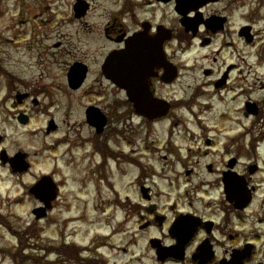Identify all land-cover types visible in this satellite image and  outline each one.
<instances>
[{"label": "flooded vegetation", "instance_id": "flooded-vegetation-1", "mask_svg": "<svg viewBox=\"0 0 264 264\" xmlns=\"http://www.w3.org/2000/svg\"><path fill=\"white\" fill-rule=\"evenodd\" d=\"M189 1L180 6L188 23L197 27L195 33L182 25L177 0H118L116 11L104 13L101 29L87 24L91 39L95 35L112 48L98 60L89 51L74 55L61 72L65 89L77 92L87 87L84 94L90 102L85 107L86 138L58 135L61 124L53 116L42 125L44 136L56 134L46 148L53 156L49 174L58 191L53 209L67 208L66 193L85 207H121L122 222L136 226L132 236L146 240L154 264H264V165L253 156L252 63L242 52L253 47L260 34L252 20L264 8V0L246 3L248 21L239 26L241 0L211 1L199 9ZM93 10L91 4L80 21L93 17ZM245 26L251 28L252 42L241 34ZM47 31L37 35L43 45L35 50L46 70L54 59L58 64L64 45L57 29L55 42L48 45L53 37ZM131 43L137 46L134 55L148 65L128 77L133 84L119 88L103 74L102 65L113 51L124 55ZM74 66L80 73L73 82L81 83L77 89L68 84ZM38 67L43 79L46 71ZM109 85L119 98L110 108L100 101L107 98ZM12 91L20 111L11 120L21 112L32 119L34 109L43 106L41 96L53 94L43 85L37 91ZM129 93L138 100V109ZM152 96L170 105L155 119L144 114L163 113L152 107ZM217 103L222 107H215ZM88 107L92 114L103 112L107 123L94 126L96 119L86 117ZM258 107L257 117L262 114L261 104ZM111 138L117 141L111 144ZM120 159L137 169L122 188ZM6 167L12 173L9 163ZM111 175H116L117 187L110 183ZM238 178L244 189L237 188ZM35 200L36 206L43 205ZM65 239L71 248L79 246L69 236ZM101 246L94 251L91 246L81 248L80 255L87 253L92 264H103Z\"/></svg>", "mask_w": 264, "mask_h": 264}, {"label": "rangeland", "instance_id": "rangeland-1", "mask_svg": "<svg viewBox=\"0 0 264 264\" xmlns=\"http://www.w3.org/2000/svg\"><path fill=\"white\" fill-rule=\"evenodd\" d=\"M75 1L76 0H0V132L6 136L3 147L10 152L18 148H23L33 155L32 160L39 161V165L34 164L31 173L24 175L21 178L22 180L16 176H12L8 168L4 167L0 162V264H14V260L17 264H20L19 260L16 259V254L18 252L21 253V250H18L21 245L19 240L20 235L23 236L22 245L25 251V255H23L25 256L24 258L27 264H29L28 260L30 259V255L36 257L42 255H44V257L48 256L51 263H54V259H56V255L54 253H46L37 240L38 238H43L48 240L46 243H53L54 238H57L60 233L56 235L53 229L49 227L44 235H41V232L37 230L33 236L24 234L27 228L34 224L39 227V224H36L35 217L32 214V209L36 205V202L24 191L22 181L30 185L34 180V173L37 175L41 171L50 168L52 165L51 157L43 164H40V161L45 158L40 152L41 145H47L54 139V135L44 137L40 131L42 125L45 124L49 116H53L61 124L58 135H68L70 138L78 140L88 136V128L84 116L87 102H90L84 94L88 88L86 87L77 92L67 91L61 72L66 69L68 65H66V63L74 58V55H82L86 51H89L90 55H93V60H98L102 53L112 48V44L110 43L97 41L95 35L91 39V35H88V31H86V27L88 24L89 26L94 25L97 29L99 27L101 29V25L105 22L104 13L116 11L114 3L118 0H92L95 9L93 11V17H88L86 19L87 22H81L78 19L71 18V12H73L72 7ZM249 1L250 0H241V4H248ZM241 4H239V2L237 3L238 26L248 21L247 16L244 14L247 4L245 7L241 6ZM252 5L256 7L255 2L252 3ZM54 13L55 17H58V21L55 23V20H53L51 24L43 25L42 27H45L43 30L49 29L47 33H49L50 37H53L51 40L47 41L48 45H53L55 42L54 36H56V33L53 30L56 29L60 32V40L63 41L64 45H62L59 50L62 54L59 60H57L58 64L55 59L53 61V59L47 58L48 62L53 61L54 65H50L48 70H46L47 68H44L40 61L38 52L29 48L36 49V46L33 45L32 29H38L37 23L43 22L45 17ZM252 21L255 29L259 31L260 34L257 38V43L251 48H246V52H242L246 55V60H250L252 63L251 84L253 88L251 97L254 101H260L264 109V8L261 9L257 16L253 17ZM89 33L91 34V32ZM94 34H98L97 31L94 32ZM34 42L38 46L41 45L40 38L37 36ZM190 58L191 56H189V59ZM39 65L46 71L43 79L39 77L42 72L38 67ZM92 66L95 70L96 66ZM2 69L16 77V81L11 88L9 87L6 75L1 73ZM42 85L52 88L53 94H51L50 97H39L43 101V106L34 109L35 117L28 127L23 128L18 126L16 121L11 120L12 115L18 112V105L14 104L15 92L12 90L27 91L29 88L32 91H37ZM117 99L119 98L116 95V90L109 87L107 98L104 100L101 99L100 101L110 108L111 103ZM222 105L217 103L215 107H222ZM28 106L29 104L26 105V107ZM42 108H45V110H41ZM253 123H255L254 119ZM262 123H264V117ZM116 125L120 127V122L118 124L116 123ZM116 125H114V127H116ZM263 131L264 127L255 132V134L262 133ZM116 141L117 138H111V144ZM121 144L120 140V145ZM125 149L127 150L128 148L126 147ZM256 150L259 162H263L264 165V159L262 158L264 157V141L257 145ZM39 152L40 154L37 155ZM121 171L127 172L128 175L122 176ZM136 171V167L124 164L120 160V188L125 185L128 178ZM114 177L117 181L116 175H114ZM69 196L70 194L66 193L65 197H67V199ZM85 206L86 205L81 204L82 209L85 208ZM115 208L116 207H114V210ZM62 209L63 211H60ZM87 211L88 210L84 209L81 211H67L66 207H60L55 211V217L59 218L62 212L60 218L61 225L65 223V218L71 219L73 217V219L76 220H90ZM89 213L91 214L90 218L96 222L94 225L90 226L91 229H88L87 232L85 230L81 232L80 226H85L88 223L77 222L76 224L79 226L76 227V239L80 240L81 243L90 244L95 233H110L111 235L113 228H115L116 232H113V236L109 237L108 247L101 249L103 254L106 255L109 262L120 261V264H137V262L132 263V258L124 256V253L120 250L122 246H128L126 243L128 240H126V235L128 238L130 236L129 232H125V238L120 234V220L122 219L120 209L108 212L107 217L110 218L109 221L104 215H100L99 213L95 214L94 212ZM106 223L108 224L105 225ZM97 243H100V241ZM142 247L143 244L139 242V248L141 250ZM146 249L148 251L149 247L146 246ZM148 257L149 258L144 259V261H141L139 264H154L151 253Z\"/></svg>", "mask_w": 264, "mask_h": 264}, {"label": "water", "instance_id": "water-1", "mask_svg": "<svg viewBox=\"0 0 264 264\" xmlns=\"http://www.w3.org/2000/svg\"><path fill=\"white\" fill-rule=\"evenodd\" d=\"M208 0H191V2L194 4V5H201V4H204L206 3ZM79 5V4H77ZM79 6H77V9H78ZM179 10V9H178ZM180 11V10H179ZM185 24V23H184ZM130 51H133V47L131 46L129 48ZM133 56V55H132ZM132 56L129 58V57H126L127 60H125L124 62L125 63H122L121 60L119 61L118 58L116 57V55H113L109 58V60L107 61L106 63V66H105V72L107 74L108 77L112 78L116 83H118L120 85V77L121 76H136L138 75V69L141 67V64L138 63V57H133ZM129 73V74H128ZM133 82V81H132ZM73 83V82H72ZM134 83V82H133ZM125 84L126 85H129V84H132L131 81H125ZM133 100L135 102H137V100L132 97ZM256 113V111H254ZM147 114V113H146ZM90 116H93V115H90ZM96 120H98V118H96L95 116H93ZM104 123V122H103ZM25 154H23L22 156H17L15 158V161H16V164L17 166H21V168H19L18 170L20 171H23L26 169L25 166ZM44 180V179H43ZM46 182L44 181H40L39 184H36L34 186V188L32 189V192H34L36 195H37V191H36V188L41 186L42 184H45ZM50 183V182H49ZM39 196V195H37ZM35 214L37 215V217L39 218V214H38V211H34Z\"/></svg>", "mask_w": 264, "mask_h": 264}, {"label": "trees", "instance_id": "trees-1", "mask_svg": "<svg viewBox=\"0 0 264 264\" xmlns=\"http://www.w3.org/2000/svg\"><path fill=\"white\" fill-rule=\"evenodd\" d=\"M51 251H53V248L51 249ZM17 256H21V254L19 253V255H17ZM16 263V262H15Z\"/></svg>", "mask_w": 264, "mask_h": 264}]
</instances>
